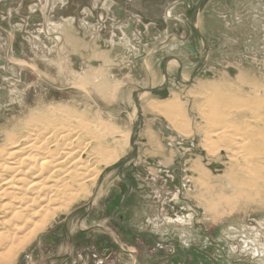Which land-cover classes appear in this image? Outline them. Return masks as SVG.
<instances>
[{
  "label": "rangeland",
  "instance_id": "obj_1",
  "mask_svg": "<svg viewBox=\"0 0 264 264\" xmlns=\"http://www.w3.org/2000/svg\"><path fill=\"white\" fill-rule=\"evenodd\" d=\"M198 1L0 0V147L61 109L130 134L134 94L162 88L170 63L167 88L139 99L123 208L120 165L101 166L88 195L16 235L0 264H264V0L203 1L208 51L191 80ZM168 99L188 135L152 108Z\"/></svg>",
  "mask_w": 264,
  "mask_h": 264
},
{
  "label": "bare ground",
  "instance_id": "obj_2",
  "mask_svg": "<svg viewBox=\"0 0 264 264\" xmlns=\"http://www.w3.org/2000/svg\"><path fill=\"white\" fill-rule=\"evenodd\" d=\"M180 79L183 83L182 76ZM183 79L186 80L185 77ZM147 94L150 93H141L139 99ZM161 103L152 108L162 113L178 133L188 135V128L176 118L179 116L177 101L168 99ZM134 111L137 113V109ZM47 113H42L41 119L28 120L24 130L16 135H7V142L0 147V249L9 247L16 235L26 229L31 234L33 232L29 228L38 232L51 217L67 209L81 196L88 195L89 187L101 174L100 167L113 166L126 154L125 146L130 149L131 132L124 134L112 119H107L105 124L98 117L88 119L63 109ZM105 135L111 139L110 147L104 143ZM260 166L263 167V163L260 162ZM251 171V174L255 173ZM126 193L122 204L128 197ZM116 220L129 229L119 219ZM35 222L39 223L37 226L41 223L40 228L35 226ZM25 234L28 242L31 235ZM22 242H18L20 247Z\"/></svg>",
  "mask_w": 264,
  "mask_h": 264
},
{
  "label": "water",
  "instance_id": "obj_3",
  "mask_svg": "<svg viewBox=\"0 0 264 264\" xmlns=\"http://www.w3.org/2000/svg\"><path fill=\"white\" fill-rule=\"evenodd\" d=\"M203 1L204 0H199L198 1V3H197V6H196V8H195V11H194V14H193V17H192V20H191V23H190V27L193 29V31H194V33L198 36V37H200L201 39H202V41H203V47H204V55L200 58V60H199V62H198V64H197V67H196V69L194 70V72L191 74V80H193V78L195 77V75L197 74V72H198V70L201 68V66L203 65V63H204V61H205V58L207 57V51H208V49H207V43H206V41L203 39V37L200 35V33L196 30V28H195V26H194V21H195V17H196V15H197V13H198V10H199V8H200V6H201V4L203 3ZM168 60H166L163 64H162V70H163V76H164V79H165V85L162 87V88H159V89H152V88H150V89H147V90H141L140 92H136L135 94H134V96H133V102H134V105H135V107H136V109H137V121H136V123L132 126V128H131V135H130V137H129V147H130V151L128 152V154L125 156V157H123L121 160H119L118 162H117V164H119L120 165V167H119V169H118V171H117V175H118V177L120 178V179H123V177L120 175V173H119V171H120V169L124 166V164L128 161V159L131 157V155L133 154V152H134V150H135V148H134V145H133V140H134V136H135V133H136V130H137V128H138V124H139V119H140V117H141V107H140V105H139V94H141V93H143V92H148V93H150V94H159V93H161L163 90H165L166 88H167V73H166V62H167ZM181 74L179 73L178 74V76H177V79H178V81H180L181 82ZM188 84H190V82H187ZM123 180H125L126 182H128V189H127V193H126V196H128V194H129V190H130V182L128 181V180H126V179H123ZM124 205V203L123 204H121V206L120 207H122ZM112 219H114L120 226H122V227H124L125 228V226L124 225H122L118 220H116V217H115V212L112 214ZM131 230H132V232L134 233V234H136V235H138L139 233L138 232H136L135 230H133L132 228H130ZM149 236H151V234L150 233H147ZM152 237V236H151ZM155 243H157V244H165V243H161V242H158L157 240H155L154 238L152 239ZM171 244L177 249V250H179V247L175 244V243H173V242H171Z\"/></svg>",
  "mask_w": 264,
  "mask_h": 264
},
{
  "label": "flooded vegetation",
  "instance_id": "obj_4",
  "mask_svg": "<svg viewBox=\"0 0 264 264\" xmlns=\"http://www.w3.org/2000/svg\"><path fill=\"white\" fill-rule=\"evenodd\" d=\"M127 200V199H126ZM125 203H126V201H125ZM125 203H124V205H125ZM123 208V207H122ZM115 216H116V214H115ZM111 219H112V216H111ZM118 219V218H117ZM113 220V219H112ZM121 221V220H120ZM113 222H114V220H113ZM122 222V221H121ZM115 223V222H114ZM123 223V222H122ZM116 224V223H115ZM117 225V224H116ZM119 227V226H118ZM120 228H122V229H125V230H127V231H129V232H132V230L130 229V227L128 226V228L129 229H127V228H124V227H120ZM133 233V232H132ZM139 233V232H138ZM146 234V233H145ZM136 235V234H135ZM138 235H144V234H142V233H139ZM147 236H149L148 234H146ZM181 254V253H180Z\"/></svg>",
  "mask_w": 264,
  "mask_h": 264
},
{
  "label": "crops",
  "instance_id": "obj_5",
  "mask_svg": "<svg viewBox=\"0 0 264 264\" xmlns=\"http://www.w3.org/2000/svg\"><path fill=\"white\" fill-rule=\"evenodd\" d=\"M162 118V117H161ZM145 131V130H144ZM142 136H143V138H145L146 137V134H145V132H143V134H142ZM137 137V135L135 136V138Z\"/></svg>",
  "mask_w": 264,
  "mask_h": 264
}]
</instances>
